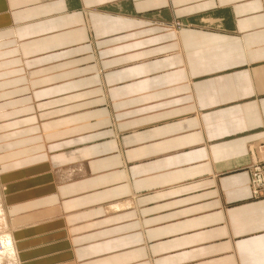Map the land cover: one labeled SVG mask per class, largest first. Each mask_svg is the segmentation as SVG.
I'll return each mask as SVG.
<instances>
[{"label":"crops","instance_id":"crops-1","mask_svg":"<svg viewBox=\"0 0 264 264\" xmlns=\"http://www.w3.org/2000/svg\"><path fill=\"white\" fill-rule=\"evenodd\" d=\"M261 160L264 0H0L3 264H264Z\"/></svg>","mask_w":264,"mask_h":264},{"label":"built area","instance_id":"built-area-1","mask_svg":"<svg viewBox=\"0 0 264 264\" xmlns=\"http://www.w3.org/2000/svg\"><path fill=\"white\" fill-rule=\"evenodd\" d=\"M249 186L253 198L264 196V160L251 166L249 170Z\"/></svg>","mask_w":264,"mask_h":264},{"label":"bare ground","instance_id":"bare-ground-1","mask_svg":"<svg viewBox=\"0 0 264 264\" xmlns=\"http://www.w3.org/2000/svg\"><path fill=\"white\" fill-rule=\"evenodd\" d=\"M0 264H3V260L6 259L13 252L9 246V239L6 235L0 234Z\"/></svg>","mask_w":264,"mask_h":264}]
</instances>
